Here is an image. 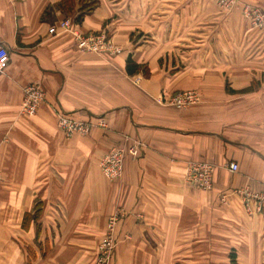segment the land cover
<instances>
[{
  "label": "crops",
  "instance_id": "obj_1",
  "mask_svg": "<svg viewBox=\"0 0 264 264\" xmlns=\"http://www.w3.org/2000/svg\"><path fill=\"white\" fill-rule=\"evenodd\" d=\"M60 1L0 0V43L9 53L0 74V229H7L13 244L18 234L29 246L25 251L15 244L18 254L30 262L56 258L58 223L102 228L118 206L126 214L116 229V264H175L196 255L206 261L227 258V264L231 256L235 264L260 260L264 250L250 237L257 228L264 235V217H247L233 192L258 193L264 187V111H256V95L242 99L235 93L250 86L256 66L264 68L258 56H250L257 46L264 53V44H236L234 31L207 21L193 25L188 13L128 18L123 7L96 0L76 29L114 31L120 53H80L71 35L48 33L79 15L59 9ZM134 31L154 40L130 43ZM128 59L147 65L150 75L129 76ZM226 79L228 89L212 88L213 81ZM29 84L38 85L45 99L35 115L23 117L22 88ZM199 85L214 92L202 95L199 106L176 110L159 103L178 88ZM260 100L264 109V94ZM55 111L95 127L85 137L65 138ZM125 137L143 147L135 159L125 157L122 179L108 182L99 162L110 149L129 146ZM189 161L217 166L210 191L183 182ZM230 163L237 172L227 170ZM75 232L67 249L76 260L86 233ZM224 246L230 254L223 253ZM61 247L60 253L69 252Z\"/></svg>",
  "mask_w": 264,
  "mask_h": 264
},
{
  "label": "rangeland",
  "instance_id": "obj_2",
  "mask_svg": "<svg viewBox=\"0 0 264 264\" xmlns=\"http://www.w3.org/2000/svg\"><path fill=\"white\" fill-rule=\"evenodd\" d=\"M109 1L112 2L111 4L115 5L117 9H119L120 6L123 7V14L124 16H127L128 18H131V16L134 15L135 13H143V12L144 13L165 12L166 13L170 11V12H175V13H188L191 17V22L193 25L194 24L197 25V24L203 23L204 21H207L210 26H213V27L221 26L220 28H223L226 31L229 30L230 34H233L231 31H234V34L231 36L232 37L234 36L236 44H240V43L248 44V45L252 43L253 45L264 44V0H109ZM97 3L98 2L96 0H71V2H66L67 5L65 4V2L64 4L59 5V9L65 10V12H68V13L74 12V15H76V13L80 14L83 11H85L84 13L89 14L97 6ZM125 13L128 15H125ZM115 17H118V16H115ZM70 20L74 22V26L75 25L77 26L79 24V23H76L75 19H70ZM127 22H129V24L131 25V24H135L136 20L132 19ZM98 33H106L108 44L112 49H114L113 50L114 52L110 54L120 53V51L116 48L118 47V43L117 42L115 43L114 41V36H115L114 31L113 33H110L108 30H105V31H101ZM238 33H239V36H238ZM141 37H142V41H148L147 43H152V40H154L152 39L151 35L144 36L143 34H140V33L137 34V31L131 32L128 38H129L130 43L133 42L135 44L136 42L135 40ZM122 42L123 41H121V44ZM247 55H249V53H247ZM250 56H255V57L258 56L255 60L257 62V65L264 63V60H263L264 53L260 52L259 46L253 49V51L250 53ZM137 66H139L140 70H139V73L135 75L141 74L145 78H147L150 75V71L147 65H137ZM261 67L259 66L255 67V72L253 71L255 78L254 79L252 78L253 80L251 81L249 87L235 92L236 94L239 95V98L244 97L242 99H245L248 96L252 97L253 95H256L257 97L256 103L258 105L256 107V111H264L263 107H260L262 105L259 104V102L261 103L262 101L260 100V98L264 94V68H261ZM249 69H251V67ZM227 81H228L227 79L224 81H220V82L218 81V83H216V81H213V85L211 86L213 89H216V90H219L223 86L224 88L225 87L227 88L228 86H230V84L226 85V83H228ZM185 93L196 96L198 100L195 104H192L189 107H186L184 109L191 108L194 106H199L202 103V95L204 96L206 94H214V92L212 93L208 92L207 89L203 87V85L195 86L189 89L178 88L175 90L174 93L163 96L162 99L159 101V103L166 105V106H171L177 110V108L173 105L174 99L178 95L185 94ZM59 113L71 119L78 120L74 117V115L55 111L56 125L58 123L57 118H58ZM19 114L20 116H23V117L31 116V115L22 114L21 111H19ZM81 122H85V123L92 125V127L87 131L85 135H79V136L85 137L90 133V130L95 126L94 124L90 122H86V121H81ZM100 124L101 122L98 125L100 126ZM57 128L63 134L65 138H71L72 136H74V135L67 136L63 131L60 130L58 126ZM127 139H129L130 141H138L130 137H127ZM124 161H123V169H124ZM98 166L100 169V162ZM100 172H101L102 177L105 180H107L103 176L101 169H100ZM122 176H123V172H122ZM122 176L117 180H114V181L107 180V181L111 183H116L122 179ZM0 180H1V172H0ZM227 196H226V201L224 203L220 200L221 204L224 205L227 203ZM242 211L244 214H246L247 217H253V216L254 217H258V216L264 217V213L249 215L243 209ZM124 214L126 213L120 207L115 206L113 212L107 217L105 224L102 228L72 229V228L59 227V223H58L57 224L58 227H56L55 229H56V233L58 234V238L60 242L59 243V255L58 257L56 258L52 257L51 259L50 258L48 259L47 257L43 259L42 261H38V260L35 261L32 259V261L30 262L27 259H23V256L18 254V252L20 251V248L16 247L15 244L19 245L20 247L23 246V250L25 251H26L25 247H29V246L28 245L25 246L26 244L21 242L22 240L20 239V235L18 234H16L15 237L17 238V241L19 244L18 243L13 244L14 242L9 238L10 236L8 237L7 229L5 230L0 229V264H26V260L27 262H30V264H101V263L116 264L113 257L116 253V249L119 244H117L115 241V234H116L117 226L120 223V220L123 219L125 216ZM114 215L116 216V222H115L114 231L112 233L113 248L110 251L111 253L109 255L110 257L103 260L104 254H103V250H101L100 247H101L102 240L106 237L107 233L109 232L108 223L110 221V218L114 217ZM57 220L59 222V219ZM258 229L259 228L254 229L253 235H252V230H251L252 236L250 237V239L253 241L254 243L253 246H255L258 251L259 250L263 251L264 250V235L259 233ZM75 231H79L80 233H83V232L86 233L85 238H84L85 241L83 240V242L81 241V243H79L80 245L79 255H77L76 257L74 256L76 260L71 256L72 250L67 249L68 247L74 244L73 238L75 239V237L72 235L77 234V232ZM10 233H12V231H10L9 234ZM61 242L63 244H61ZM61 245L66 246L65 251H69V252L60 253V248H62ZM209 246L211 247V244H209ZM75 249L76 248H74L73 251H75ZM214 249H216V245L214 246ZM222 249L225 251V252L223 251V253H226V254L228 252L229 254L231 253L229 250V246H224ZM222 249L217 250L219 255L222 253L221 251ZM15 252H17V256L14 255ZM228 262L229 261L227 258H225L224 261H222L221 259L220 260L216 259V258L209 259L208 261H206V260L201 259L199 255H196V257H193V259H190V260H177L175 264H224V263L227 264ZM242 262L248 263V264H264V256L260 260L259 259L254 260V261L244 260ZM231 264H235V261L234 263H231Z\"/></svg>",
  "mask_w": 264,
  "mask_h": 264
},
{
  "label": "built area",
  "instance_id": "obj_3",
  "mask_svg": "<svg viewBox=\"0 0 264 264\" xmlns=\"http://www.w3.org/2000/svg\"><path fill=\"white\" fill-rule=\"evenodd\" d=\"M48 33L52 36L60 34H69L72 36L74 46L80 53H89L97 56H103L107 53L114 52L107 40L106 33H86L78 32L74 22L68 18L62 20L58 26L49 28ZM9 63V53L6 47L0 43V74L4 73ZM22 103L20 111L22 114L34 115L40 105L44 102L45 94L36 84H29L22 88ZM197 97L192 94H181L175 97L173 105L177 109H184L197 102ZM57 126L67 136L85 135L92 127L91 124L71 119L59 113L57 118ZM126 143L130 142L129 146L114 147L107 152L100 161V169L103 176L114 181L122 176L123 161L126 156L136 158L143 147L140 141H130L127 137L124 138ZM217 166L210 162L189 161L185 163L183 181L184 183L197 190L210 191L212 188V177ZM227 170L231 173L238 171V167L234 163L227 165ZM240 197L242 209L249 215L264 213V187L258 193L251 192L247 189L234 191ZM224 203L226 196L221 198ZM116 216L110 218L108 223L109 232L102 240L100 249L103 250L104 258L110 257V251L113 248V231L115 228ZM104 264V263H101Z\"/></svg>",
  "mask_w": 264,
  "mask_h": 264
},
{
  "label": "trees",
  "instance_id": "obj_4",
  "mask_svg": "<svg viewBox=\"0 0 264 264\" xmlns=\"http://www.w3.org/2000/svg\"><path fill=\"white\" fill-rule=\"evenodd\" d=\"M66 4V2H71V0H61L59 2V5H62V4ZM67 5V4H66ZM59 7V6H58ZM90 9V8H89ZM85 11L81 12L76 18H75V21L76 23H79L80 21H82L84 15H86L87 13H84ZM84 14V15H83ZM139 66L135 65L130 59H128L127 61V74L129 76H133L137 73H139ZM231 263H234V259L233 257L231 256Z\"/></svg>",
  "mask_w": 264,
  "mask_h": 264
}]
</instances>
